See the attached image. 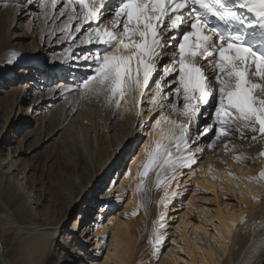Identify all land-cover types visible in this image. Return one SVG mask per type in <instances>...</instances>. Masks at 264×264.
I'll return each instance as SVG.
<instances>
[{
	"label": "bare ground",
	"instance_id": "6f19581e",
	"mask_svg": "<svg viewBox=\"0 0 264 264\" xmlns=\"http://www.w3.org/2000/svg\"><path fill=\"white\" fill-rule=\"evenodd\" d=\"M4 2L0 3V18L5 17L7 24L3 25L6 31L0 32V93L5 92L2 87L10 89L20 105L13 120L16 102L11 103L10 110L5 109L0 133V229L17 243L12 264H264V184L244 180L256 176L261 159L247 160L251 167L230 159L240 153L257 157L260 144L249 147L248 141L232 138L226 141L227 151L223 147L215 151L205 148L202 159L194 166L196 175L187 191L176 198L167 213L162 254L152 257L150 224L165 211L158 206L164 193L154 186L152 173L149 175L153 182L145 178L143 189L136 191L144 144L150 135L156 138L151 128L141 132L136 127L134 111L123 112V107L106 109L102 97L82 100L78 105L69 103L77 99L75 93L68 100L62 98L58 89L65 79L73 82V70L54 62L61 46L43 38L47 33L41 31L40 23L41 41L36 42L32 29H24L28 27H24L25 23L33 28L32 19L21 17L24 22H17L19 6L14 0ZM14 29L17 32L11 36ZM13 53L16 59L8 64ZM42 74L51 80L49 87L40 82ZM76 75L78 79L79 73ZM16 83L18 87L14 88ZM56 105L61 113L52 117ZM33 125L39 127V133L35 143L25 148ZM44 131L47 134L43 139L40 137ZM22 135L27 137L23 148L16 146ZM246 135L250 137L251 133ZM54 140L68 144L69 149L58 150L67 169L46 187L32 174L35 168L25 155L32 158L42 145ZM232 144L237 146L236 152L231 151ZM6 148L8 152L4 154ZM224 159L227 164H221ZM209 164L215 169L211 174ZM225 168L239 178L240 187L225 174ZM22 172H29L28 176ZM185 172L183 181L189 179ZM112 174L111 184L105 189L104 183ZM212 176L217 179L213 181ZM23 186L28 192L35 191L40 203ZM197 186L199 192L193 195ZM184 187L182 182L180 189ZM7 197H11L13 205ZM100 204L97 220L92 221L90 212ZM9 260L0 251V264H11Z\"/></svg>",
	"mask_w": 264,
	"mask_h": 264
},
{
	"label": "snow or ice",
	"instance_id": "6c2138e0",
	"mask_svg": "<svg viewBox=\"0 0 264 264\" xmlns=\"http://www.w3.org/2000/svg\"><path fill=\"white\" fill-rule=\"evenodd\" d=\"M14 2L17 22L31 18L35 30L39 21L47 33L43 38L61 46L54 62L73 70V82L65 79L58 89L62 98L75 93L69 103L78 105L102 97L106 109L134 111L136 127L155 135L144 144L136 188L140 192L145 178L152 183L154 176V186L164 193L158 206L165 211L148 237L152 257L162 254L167 213L187 191L205 148L227 151L226 141L239 138L261 147L257 157L240 153L232 161L251 167L247 160L264 158V0ZM15 59L13 53L7 63ZM231 151H237L235 144ZM260 163L258 175L245 177L246 183L264 184V159ZM213 171L209 164L208 173ZM224 172L240 187L230 169ZM198 192L197 186L193 195Z\"/></svg>",
	"mask_w": 264,
	"mask_h": 264
},
{
	"label": "rangeland",
	"instance_id": "374dc122",
	"mask_svg": "<svg viewBox=\"0 0 264 264\" xmlns=\"http://www.w3.org/2000/svg\"><path fill=\"white\" fill-rule=\"evenodd\" d=\"M1 22H3L4 24L1 23ZM39 23L40 22L38 21L37 24L35 25V30H33V28H31V25L29 26L28 23L24 24V27L28 26L27 28H24L26 31L29 30V32H31L30 29H32V33L34 34V40L36 42H40L41 41V35H40V31H39ZM5 24H7L6 18L5 17H3V18L1 17L0 18V32L6 31L5 30L6 28L3 27V25H5ZM30 24L33 25V21L32 20H31ZM16 32H17V29L12 30L11 31V36H13ZM27 42L30 43L31 39L28 40ZM20 67H21V65L20 66H16L14 68V71H17L16 69H18ZM14 86H15L14 88H17L18 87V83H16ZM2 89H4L5 92L4 93H0V133L3 131V128H4V120L6 118L5 117L6 115L4 113L6 112V110L7 109L10 110L11 105L16 102V105L14 106V108L12 110L11 119L13 120V118L17 114V110H19V107H20V105H18V103H17L18 98L14 95L15 93H13V92L10 93V91H9L10 89L8 90V88H6V87H2ZM13 101H14V103H12ZM56 106L57 107H55V108H57V111H56V109H54L55 112L52 110V117H53V115L55 113L58 114V115L61 113L60 108H58L59 106L58 105H56ZM24 108L26 110H28L27 106H24ZM33 127H34L35 130L33 129L34 133L32 132V136L28 140L26 139L27 138L26 135H22V136L18 137V139H17L18 142L16 143V146L23 148L24 142L26 140H27L26 141V145L24 146L25 148H29V147L32 146V144L35 143L34 141H36V137H37V135L39 133V131H38L39 127L38 126L36 127L35 125H33ZM43 134H44V136H43ZM43 134H42V136L40 138L44 139V137H46L47 132L44 131ZM143 140L144 139H142V141ZM67 149H69L68 144H64V143H61L58 140H54L52 142H46L44 145H42V147L39 150H37L38 154L34 155L32 158H30L29 156L25 155V159L28 162V164H30L32 168H35V171H34V173L32 172V174H34V177L37 180H39V182L44 183L46 185V187L49 186V185H53L54 179L56 178V176H58V173L60 171H62V170L64 171V170L67 169L66 166H65L66 163H65L64 159L62 158L63 157L62 154L61 153L59 154V152H58V150L59 151H63V150H67ZM54 151H55V153H54ZM7 152H8L7 148L3 150L4 154H6ZM66 153L67 152H65V151L63 152V154H66ZM60 164H61V167H59ZM50 165H54V166L50 167ZM63 167H64V169H63ZM28 173L25 172V174L23 173L22 175H27L28 176ZM111 176H114V174L110 175L109 178L105 181V183H104L105 184V189H107L110 186V184H111V181H112V180H110ZM52 187L53 186H51V188ZM23 188H24V190H26V192L29 191L28 189L25 188V186H23ZM26 192H25V194H26ZM28 193L32 194L31 198H33L35 202H39L40 203L41 200L39 198V195L35 191L28 192ZM102 193L104 194V192H102ZM103 194L100 193L99 197L101 198V195H103ZM3 195H5V194H3ZM6 199H7L8 202L11 203V205H13L14 202L11 200V197H7ZM17 199H20V198L19 197L15 198V200H17ZM100 206H101V204L97 206L96 210H93V211L90 212V218L92 217V221L97 220V217L99 215V210L98 209H99ZM84 211L85 210H83V212ZM77 216L78 215H76L74 217V219H77ZM15 218H18V215H15ZM72 221H73V218L70 220V223H69L70 226H71V222ZM19 222H20L21 225H26L27 224V221H19ZM1 226H2V224H0V228H1ZM150 226L152 227V223L150 224ZM151 227H150V230H151ZM15 246L17 247V243H16L15 240H13L12 235L11 234L2 233L1 229H0V251L4 254L6 259L7 258H8V260L10 259L9 261H10L11 264L13 262L12 256L14 254H12V253H14V250L16 248Z\"/></svg>",
	"mask_w": 264,
	"mask_h": 264
}]
</instances>
